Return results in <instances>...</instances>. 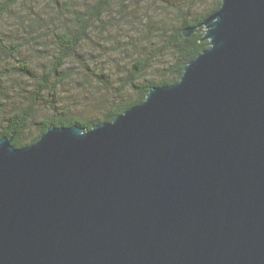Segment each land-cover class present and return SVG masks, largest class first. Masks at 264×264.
Returning <instances> with one entry per match:
<instances>
[{
    "label": "water",
    "instance_id": "1",
    "mask_svg": "<svg viewBox=\"0 0 264 264\" xmlns=\"http://www.w3.org/2000/svg\"><path fill=\"white\" fill-rule=\"evenodd\" d=\"M200 26L180 81L112 123L0 139V264H264V0Z\"/></svg>",
    "mask_w": 264,
    "mask_h": 264
},
{
    "label": "trees",
    "instance_id": "2",
    "mask_svg": "<svg viewBox=\"0 0 264 264\" xmlns=\"http://www.w3.org/2000/svg\"><path fill=\"white\" fill-rule=\"evenodd\" d=\"M221 6L222 0L171 10L164 0H0V139L21 149L51 127L90 131L144 103L153 88L177 84L209 49L200 25ZM122 53L131 62L123 72L103 64Z\"/></svg>",
    "mask_w": 264,
    "mask_h": 264
},
{
    "label": "rangeland",
    "instance_id": "3",
    "mask_svg": "<svg viewBox=\"0 0 264 264\" xmlns=\"http://www.w3.org/2000/svg\"><path fill=\"white\" fill-rule=\"evenodd\" d=\"M192 0H164V3L166 5V7H164V9H170L174 6H177L179 4H186V3H190ZM207 1V0H206ZM210 3L214 2V0H208ZM162 9V7H160ZM155 9V7H154ZM110 52H113L112 48H109ZM28 53V52H27ZM27 53L25 54L26 59H32L31 56H28ZM130 54H136V52L134 53V51H130ZM38 55V54H37ZM114 58L110 59L108 58L106 62H103L104 65H106L108 68H112L115 69L118 73L123 72L124 67H128L129 63L131 64V62H129L127 60V55L125 53L113 56ZM105 61V60H104ZM129 69V68H127ZM112 89L111 92L113 94H115L118 90H119V85L117 82L112 84Z\"/></svg>",
    "mask_w": 264,
    "mask_h": 264
}]
</instances>
